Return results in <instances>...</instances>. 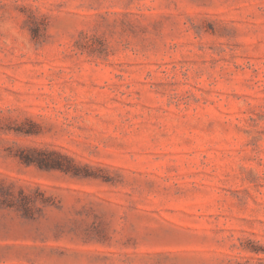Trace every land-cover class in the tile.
Here are the masks:
<instances>
[{
	"label": "rangeland",
	"instance_id": "obj_1",
	"mask_svg": "<svg viewBox=\"0 0 264 264\" xmlns=\"http://www.w3.org/2000/svg\"><path fill=\"white\" fill-rule=\"evenodd\" d=\"M0 264H264V0H0Z\"/></svg>",
	"mask_w": 264,
	"mask_h": 264
}]
</instances>
